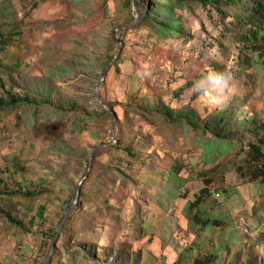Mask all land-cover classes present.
Segmentation results:
<instances>
[{
  "label": "rangeland",
  "instance_id": "obj_1",
  "mask_svg": "<svg viewBox=\"0 0 264 264\" xmlns=\"http://www.w3.org/2000/svg\"><path fill=\"white\" fill-rule=\"evenodd\" d=\"M176 12L182 15L184 30L191 35L160 39L144 26L116 30L121 24H129L133 15L122 0H0V27L5 33L15 31L19 35L0 47L4 51L0 50V58L13 66L12 76L19 84L14 83L12 90L21 93L19 86L34 90L47 86L53 102L58 98L77 101L91 112L101 111L99 94L119 114L118 132L123 128L128 138L140 140L137 157L122 162L123 173L117 177L112 169L116 154L97 148L93 169L86 176V189L99 195V205L80 208L70 222L72 241L78 243L69 249L63 247L47 261L57 228L75 198L77 180L86 174L90 150L108 139L110 119L98 113L89 122L83 120V130L77 131L73 123L83 119L81 111L63 116L54 112V104L49 102L0 109V190L7 191L0 195V264H134L136 258L137 264H166L164 251L171 248L180 252L185 238L195 240L190 234L175 235L177 227H182L176 207L186 200L180 198L184 189L166 182L156 171L176 159L195 176L202 169L209 170L215 185L205 210L209 208L214 218L233 220L223 233L219 226H213L199 239L206 252L218 250L219 257L212 264H264V244L257 241L253 249L248 248V242L260 238L264 229V194H259L258 184L239 179L235 171L241 148L256 140L255 126L264 121V59L236 74L237 48L226 51L220 45L222 22L215 9L193 3ZM115 36L124 38V43L114 47L118 54L122 52L118 66L102 59L110 45L107 40ZM215 62L223 72L213 67ZM1 74L9 78L6 72ZM142 94H155L175 109L191 104L201 123L217 110H226L239 121L246 119L247 124L233 126L235 138L226 153L214 151L206 160L202 144L212 138V133L200 138L201 129L183 127L159 115H142L131 107L136 102L134 97ZM123 115L134 117L146 138L135 133L132 124L122 120ZM93 130L96 137L90 133ZM60 141L69 149H60ZM83 150L87 154H82ZM143 154L151 158L144 166ZM52 171L63 173H56V179L64 177L71 187L66 190L61 180L56 182ZM22 179L30 188L43 185L48 190L36 196L12 194L16 181ZM104 182L108 183L105 194L101 191ZM202 183L201 179L188 183V197L194 198ZM227 187L236 191L228 197L215 195ZM104 196L112 206L110 210L103 208ZM215 198L219 204L212 209ZM39 206L45 208L43 215L37 212ZM2 209L31 229L12 223ZM74 212L75 206L69 216ZM134 214L138 217L129 222ZM256 226H261V231H252ZM86 246L96 251L92 252L96 257L80 254ZM192 252L186 254L191 256Z\"/></svg>",
  "mask_w": 264,
  "mask_h": 264
},
{
  "label": "trees",
  "instance_id": "obj_2",
  "mask_svg": "<svg viewBox=\"0 0 264 264\" xmlns=\"http://www.w3.org/2000/svg\"><path fill=\"white\" fill-rule=\"evenodd\" d=\"M122 3L125 6L131 8L132 14L133 3H135L140 15V18L135 24L123 28V30H130L132 28L144 26L150 28L151 33L153 35L159 36L160 39L180 36L183 33H186L188 36L191 35V32H185L182 15L176 12L178 9L182 10L190 8L193 3L210 5L215 9L217 17L222 22V31L218 36L219 40L218 38L216 39L219 41L220 45L224 49H226V51H228L231 47L237 48L238 58L236 61L239 68L236 70V74L241 72V70H245L248 66L254 65L258 61L264 59V0H122ZM133 19L134 15L131 16V19L130 21H128V23ZM123 25L124 24H121L120 26ZM18 36V33H16L15 31L5 33L4 30H2V28L0 27V47L4 48L7 43H10ZM221 37L223 39V42L220 41ZM120 42L124 43V38H120V40H118V37L115 36L114 38L107 40V43H109L110 45L103 55L104 58L102 59H104V62L108 61L109 63L112 60L111 65H119V62L122 59V52L120 54H118V52L115 56L117 50H115L114 47L115 44H119ZM239 42H241L242 44L238 45ZM0 50L3 51V49ZM95 51L96 50H94V52ZM84 61L88 62V60ZM12 67L13 66L6 64L5 62H3V59L0 58V88L2 89V93L0 94V109L6 107L12 108L16 106L28 105L38 106L43 103L49 102V104H54L53 106L55 107V109H53V111L56 113H61V115L63 116L66 115L65 113H68L69 111H81L84 114L83 119H76L73 123L74 128L77 131L83 130V125L81 123L83 120L89 122L92 118L96 117L98 113L101 115L102 113L106 114L107 118L110 119L111 126L113 122V116L101 103V111L91 112L88 109L83 108L77 101L65 102L64 99L58 98L56 102L58 105H56L49 93L50 88L47 86H38L37 90H34V87L32 86H19L22 87L23 92L19 93L13 91L12 87L14 83L16 84V82H14L12 76ZM213 67L218 71V73L223 72V68H220L217 62L214 63ZM57 70L63 71L62 66H57ZM1 71L6 72L9 78L5 79L1 74ZM202 75L204 76V74H199V76ZM134 99L136 102L131 107L134 110L141 112L142 115H159L161 116V118L166 119L168 122L175 123L183 127H190L196 131L201 129L202 134L199 135L200 138H202V136L205 135L206 132H211L212 138H209L205 143L202 144L203 148L205 149L203 155H205L206 160H208L209 156L213 154L214 151H217V153H226L227 149L231 148V146L233 145L232 139L235 138L233 136V126L235 124L238 125L241 122L245 123L246 121V119L239 121V119L236 118L235 114H231L226 110H217L213 115H209L206 120H204V123H201L198 111L194 110L191 107V104L186 108L175 109L169 104H164L160 97L156 96L155 94L153 96L142 94L141 96H135ZM104 102L117 114V121L115 124L117 129L114 127V133L116 132V142L107 146H103L101 148L107 149V151L112 152V154H116L115 158L112 161V169L117 177L118 175L123 173L120 167L123 164L122 162H127L137 157V142L140 140L135 141L136 137L128 138L127 133L123 128H121L118 132V123L120 119L119 114L112 106V104L107 103L106 101ZM233 109V111H235L236 106H233ZM122 120L131 123V127L133 128L134 132L140 134L142 138H146V136L143 134L142 126L139 124H135L134 117L129 118V116L127 117L126 115H123ZM253 125H256L254 121ZM110 126L106 131L108 139L100 140L96 145L101 143H108L112 140L109 131ZM255 127H257L256 133H258V137L256 138V140L248 142V148L247 146L246 148H241L240 154H242V157L237 161L235 171L239 173V179L258 184L260 191L259 194L262 196L264 194V121H262L259 126ZM90 133L93 137L97 136V131L93 130ZM58 144L60 149H69L68 145L62 141H60ZM84 153L87 154L85 150L82 151V154ZM161 156L163 157V154ZM147 160L151 161V158L144 155V158L141 162L142 166L147 163ZM102 170L103 173H101L100 169L101 182L103 180L102 178L104 177L105 171L103 165ZM156 171L161 173L166 182L171 183L175 187L177 186L179 189H184V192L180 195V198L186 200L176 207V214L180 219L179 224H182V227H177L175 234L176 237H179L181 234H190L191 237H195L194 243L191 241V239L185 238L184 243H182L183 249L180 252L172 251L171 248L168 251H164V254H167V256H165L163 261H165L166 264H212V261H215L219 257L218 250H210L206 252L205 250H203L202 244L199 243V239L201 238L203 233L210 232L213 226H219L221 232L223 233L228 226H232L233 222V220L232 222H229L221 220L219 218H214L209 215V208L205 210V203L207 198L211 196L210 190L212 185H215V179L208 176V169H202V171L200 173H197L195 176V174L187 170V167L184 166V163H182V161H179L178 159H176L168 166H160V168ZM56 173H58L59 176L63 174L61 172L52 171V175H54V177ZM194 179H201L203 181V186L198 190L194 198H190L188 197L190 193L188 183L194 181ZM55 180L56 182L61 180V184L66 190H68L72 185V183L64 177H61L60 179H56L55 177ZM86 181L89 180L85 178L80 186V197L75 205V212L71 216H69V218L63 223L61 227V233L57 237V239L59 237L61 239L58 240V244L53 251L55 255H58L63 247L65 249H69L70 247L72 248L78 243L72 241L73 234H71L70 222L76 216L80 208L85 207V205H90L91 203L99 205V195L87 191ZM112 181H115V178L112 179ZM25 183L26 182L23 179L16 181L13 188L14 191L11 190L13 191L12 194L21 193L27 196H36V194H41L44 193V191L48 190L47 188H45L46 186L43 185L37 188H30L31 186L28 185V187ZM97 185H100V183ZM97 188H99V186H97ZM107 190L108 183L104 182L101 191L103 192V194H105L107 193ZM235 191L236 190H234L232 187H227L226 189H222L220 194H223V196L226 194V197H228ZM4 194H7V191L0 190V195ZM105 199L106 197L104 196V200ZM83 200L85 204L82 206ZM218 204L219 202L217 198H215L213 203L210 205V208L214 209V206ZM262 204L264 206V202H262L261 205ZM111 207L112 206H110L109 201L105 200L103 208L105 210H110ZM44 210V206H39L37 212L40 215H43ZM1 211L2 213L4 212L5 216L12 223L22 226L24 229H31L26 228L27 226H25V224L21 220L14 218L9 210L6 211L2 209ZM138 215H140V212H138ZM138 215L134 214V216L130 218L129 222L135 221L136 216L138 217ZM182 219H184L183 223H181ZM261 229V226H256V228L254 227L252 231L257 233L258 230L261 231ZM141 232L143 233V231ZM260 238H255V240H251L252 242H248V248L250 249L251 247V249H253L254 244L257 241L258 245L264 244V229L261 231ZM84 248V251H81L80 254L82 253L83 255L86 254L90 255L91 257H96V254H92V252H96L95 250H91L92 248H90L89 246H86ZM77 250L78 252L80 251V249ZM190 251L193 252L191 256H188L186 253ZM53 253L51 259H53ZM122 253L125 255V250H123ZM48 254L49 251L47 255ZM138 261L139 260H137L136 258L134 264H137ZM62 264L69 263L63 262ZM236 264H242V262Z\"/></svg>",
  "mask_w": 264,
  "mask_h": 264
},
{
  "label": "water",
  "instance_id": "obj_3",
  "mask_svg": "<svg viewBox=\"0 0 264 264\" xmlns=\"http://www.w3.org/2000/svg\"><path fill=\"white\" fill-rule=\"evenodd\" d=\"M133 15H134V19L129 23V24H126V25H123V26H120L119 28H117L116 30H119V29H123V28H126V27H129V26H132L133 24H135L138 19L140 18V15H139V12H138V9L135 5V3H133ZM121 44V43H120ZM118 51L116 52L115 56L117 55ZM112 60L109 62V64H111ZM108 64V65H109ZM107 65V66H108ZM106 72V70H105ZM98 100L99 102L108 110V112L113 116V122L110 126V134H111V137H112V140L108 143H101V144H98L97 146H94L92 147V149L90 150V154H89V159H88V167H87V171H86V174L79 180H77V186H76V191H75V198L72 202V204L70 205V208L67 210V212L65 213L63 219L61 220L58 228H57V231H56V234H55V237H54V240L52 242V247H51V250L48 254V257H47V261H49L51 259V256H52V253H53V250H54V246H55V242H56V238L58 237V235L60 234V230H61V227L64 223V221L68 218L69 214L71 213L73 207L76 205L79 197H80V186L83 182V180L86 178L88 172L90 171L91 169V164H92V160H93V155H94V152L97 150V148L99 147H103V146H107V145H110L114 142H116V136H115V133H114V127H115V124H116V121H117V114L115 113V111L109 107L104 101L103 99L101 98V96L98 94ZM47 261L44 262L43 264H47Z\"/></svg>",
  "mask_w": 264,
  "mask_h": 264
},
{
  "label": "built area",
  "instance_id": "obj_4",
  "mask_svg": "<svg viewBox=\"0 0 264 264\" xmlns=\"http://www.w3.org/2000/svg\"><path fill=\"white\" fill-rule=\"evenodd\" d=\"M216 191L215 188H213V192ZM216 196H219L220 195V192H216L215 193Z\"/></svg>",
  "mask_w": 264,
  "mask_h": 264
}]
</instances>
